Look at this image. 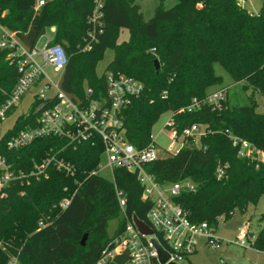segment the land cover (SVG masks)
<instances>
[{
  "label": "trees",
  "instance_id": "16d2710c",
  "mask_svg": "<svg viewBox=\"0 0 264 264\" xmlns=\"http://www.w3.org/2000/svg\"><path fill=\"white\" fill-rule=\"evenodd\" d=\"M95 3L49 0L35 11V0H0L4 12L0 21L29 48L55 27L50 43L63 46L68 56L61 85L69 93L83 97L90 88L93 97L104 95L107 72L142 82V93L131 97L122 110L126 140L137 149L152 142V127L167 111L173 112L170 128L179 134L193 124L205 125L200 146L189 139L176 155L145 164L162 186L182 180L194 184V190H184L176 199L191 222L206 221L216 229L221 218L256 205L264 197V161L256 151L264 152V113L256 111V103L231 106L226 99L221 109L202 103L191 112L179 110L194 98L201 100L221 89H214L221 83L216 63L234 82L264 97V6L250 13L237 0H175L169 7L158 0L153 14L145 18L137 0H101L93 22ZM123 28L129 38L119 42ZM106 49L114 57L106 72L97 75ZM8 54V49H0V107L18 78ZM34 119L32 112L19 116L0 138V155L13 169L29 173L33 161L39 163L52 154L69 164L72 172L50 164L46 175L13 181L0 190V264L9 255L20 264H97L128 219L149 223L152 202L142 198L143 186L126 168H115L111 182L91 174L101 161L99 139L73 145L64 137L45 136L18 150L8 149L10 136L34 125ZM227 131L256 148L253 156L240 157ZM117 190L126 199L125 215ZM65 199L68 203L62 207ZM120 215L114 235L107 236L108 223ZM260 221L251 246L264 252V212ZM247 235L252 237L251 232Z\"/></svg>",
  "mask_w": 264,
  "mask_h": 264
},
{
  "label": "built area",
  "instance_id": "2783aa9c",
  "mask_svg": "<svg viewBox=\"0 0 264 264\" xmlns=\"http://www.w3.org/2000/svg\"><path fill=\"white\" fill-rule=\"evenodd\" d=\"M49 0H35L34 10H39ZM94 14L91 17L96 22L101 0H95ZM4 12H0V18ZM0 21V27H2ZM90 36L95 38V33ZM43 44L38 42L34 47H27L18 38L14 31L3 33L0 37V49H8V59L16 65L18 78L12 91L7 94L5 102L0 107V118H4L7 112L16 107L23 96L35 89L31 112L33 113L34 125L10 136L7 148L18 150L37 138L45 136L64 137L69 144H77L83 141L99 139L102 143L103 155L107 157L106 165L112 169L123 167L134 172L143 186L142 198L152 202L147 213L149 225L154 229V235H142L136 228L133 217L127 220L124 231L115 237L103 250L97 264L114 262L116 256L128 252V260L125 264H161L158 260V252L152 238L157 239L169 258L164 264L180 262L189 259L199 246L203 244L213 249H220L223 241L216 235L215 228L208 222H191L186 216L176 199L184 190H194V184L187 180L177 181L162 186L154 177L145 170V164L162 157L155 140L143 149H137L129 143L125 137V128L122 110L133 96L142 93L144 85L139 80L125 74L106 73V91L99 97L92 96V90L86 88L85 95L79 97L62 88L61 81L64 70L68 64V56L60 44H51L52 37L47 33L42 36ZM41 37V38H42ZM40 40V39H39ZM48 67L60 74V78L53 79L48 73ZM165 93V92H164ZM227 88L213 91L205 98H194L190 104L183 107L179 112L188 111L200 107L202 103L211 105L214 109H221L226 100ZM31 112L29 114H31ZM28 114V115H29ZM173 112L165 126L169 128L167 137L169 145L164 151L165 155H176L192 139L195 144L197 138L205 132V125L193 124L183 130L181 134L170 128L173 124ZM228 133L234 146L238 147L240 157H251L255 150L246 140ZM54 164L57 169L72 172L69 164L55 155H49L41 162L33 161L29 173L20 169H13L7 159L0 155V190L9 186L13 181H23L29 176L39 177L46 175L47 168ZM221 173V169L219 171ZM91 174L99 175L98 167ZM119 204L124 213L126 199L122 191L117 190ZM68 199L61 202L65 207ZM41 224V222H40ZM248 226L241 228L236 243L246 245ZM161 240L158 238V234ZM251 245V241H250ZM3 264H20L17 257L9 255V259Z\"/></svg>",
  "mask_w": 264,
  "mask_h": 264
},
{
  "label": "rangeland",
  "instance_id": "374dc122",
  "mask_svg": "<svg viewBox=\"0 0 264 264\" xmlns=\"http://www.w3.org/2000/svg\"><path fill=\"white\" fill-rule=\"evenodd\" d=\"M242 4L250 13H258L264 6V0H237ZM141 7V11L145 18H149L153 14L155 5L158 0H137ZM175 0H165V6L169 7ZM47 30V34L51 37L50 30L55 31V27ZM11 30L5 26L0 27V37L3 33H10ZM129 38V31L125 28L119 32L118 41L122 42ZM43 37L40 38L38 44H43ZM114 57V53L111 49H106L103 53L102 59L98 62L96 67L97 75H102L106 72L108 64ZM48 73L53 79L60 78V74L53 71L51 67H48ZM215 73L221 77V83L216 85V88H227L226 99L231 106L244 105L249 103H256V111L264 113V97H261L258 93H253L250 89H244L243 83L234 82L231 75L222 67L221 64L216 63L214 65ZM35 89L27 92L20 103L10 110V112L3 118L0 123V138L11 129L19 116L27 115L31 112L33 105V94ZM171 117V111L163 113L156 123L152 127V138L155 140L157 147L160 149L162 156L164 151L169 145L170 140L167 137L169 128L165 126L167 120ZM196 145L200 146V140L197 138ZM256 149V148H255ZM254 149V150H255ZM259 159L264 161V152L256 149ZM107 157L102 156L98 165L99 175L108 180L113 181V171L107 165ZM220 168H217V172ZM264 212V197H260L256 205L249 204L245 212H241L238 209L235 210L229 218L224 220L220 219L219 225L215 229L216 235L222 239L223 244L220 249H213L208 245L199 246L198 250L189 256V259L180 262V264H264V252L257 250L250 245L253 236L257 235L261 228L260 217ZM121 215L116 217L108 223L107 236L112 237L118 228ZM248 226V232H251L252 237L247 241L246 245L236 243L241 228ZM204 243V241H202Z\"/></svg>",
  "mask_w": 264,
  "mask_h": 264
},
{
  "label": "water",
  "instance_id": "95a60500",
  "mask_svg": "<svg viewBox=\"0 0 264 264\" xmlns=\"http://www.w3.org/2000/svg\"><path fill=\"white\" fill-rule=\"evenodd\" d=\"M154 63H155L156 69H158L159 61L156 59ZM133 221L140 234L142 235H154L155 234L154 229L147 222L142 221L138 219L137 217H133ZM86 238H87V235H85L84 238L82 239V244L86 242ZM151 240L155 248L157 249L159 262L161 264H164L169 258L168 253L164 250V248L157 241V239L152 238ZM127 260H128V252L126 251L123 255L116 256L114 259V262L116 264H125ZM169 264H176V263L171 262Z\"/></svg>",
  "mask_w": 264,
  "mask_h": 264
},
{
  "label": "crops",
  "instance_id": "0c3cea01",
  "mask_svg": "<svg viewBox=\"0 0 264 264\" xmlns=\"http://www.w3.org/2000/svg\"><path fill=\"white\" fill-rule=\"evenodd\" d=\"M51 29H52V28H51ZM52 30H53V29H52ZM52 30H50V31H51V33H52V36H53V31H52ZM202 246H205V244H203V243H202Z\"/></svg>",
  "mask_w": 264,
  "mask_h": 264
}]
</instances>
